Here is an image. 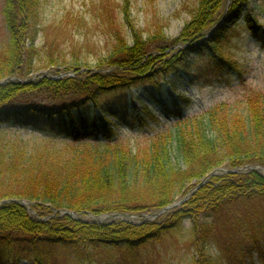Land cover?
<instances>
[{"label": "trees", "instance_id": "obj_1", "mask_svg": "<svg viewBox=\"0 0 264 264\" xmlns=\"http://www.w3.org/2000/svg\"><path fill=\"white\" fill-rule=\"evenodd\" d=\"M115 1L97 0L100 13L110 20ZM243 1L231 0V9ZM198 2L192 22L182 32L183 42L189 44L183 53L168 52L177 41L168 43L164 37L161 45L153 44L162 36V28L155 25L143 39L128 13L131 0H121L120 27L113 29L104 59L97 61L100 68L116 71L86 75L82 81L55 83L46 78L23 86L18 78L37 72L44 60L47 67L76 66L77 73L88 64L79 59L75 66L67 61L61 64L54 54L42 58L46 47L38 42L44 29L45 0H4L0 11L6 28V36H0V203L18 199L80 215H141L164 211L187 185L219 168L248 166L255 170L214 178L170 215L169 223L177 227L191 218L197 257L193 264H254L255 256H264V174L257 170L264 169V92L249 85L251 70L246 72L237 61L222 57L216 48L224 38L225 31L217 28L225 15L216 14L210 24L207 17L222 0ZM251 19L247 18L250 30L264 49V29L260 26L258 33ZM208 27L213 34L202 44ZM209 45L218 59L212 57L205 69L219 80L236 73L237 85L229 86L238 98L201 115H189L188 102L177 92L183 82L193 83L202 69L184 54L205 53ZM63 46L65 41L53 47L62 51ZM156 65L159 74L170 77L168 85L147 77ZM133 74L138 81L130 79ZM144 82V93L137 99L159 108L165 124L123 95L126 88ZM72 87L77 89L67 91ZM5 125L14 131L4 133ZM121 127L139 132L149 142L148 149L136 153L127 147L118 135ZM35 135L46 137L44 145L32 139ZM62 141L66 147L58 151ZM72 151L78 155L70 157ZM167 229L159 223L91 226L66 217L37 223L23 207L4 204L0 207V264H95L99 249L133 251L161 238Z\"/></svg>", "mask_w": 264, "mask_h": 264}, {"label": "rangeland", "instance_id": "obj_2", "mask_svg": "<svg viewBox=\"0 0 264 264\" xmlns=\"http://www.w3.org/2000/svg\"><path fill=\"white\" fill-rule=\"evenodd\" d=\"M198 1L200 0H131L130 6H128V13L131 16V20L136 29L143 32V39L147 36V32L154 30V25L161 29L162 36L153 39L151 42L155 45H161L163 37L168 43H173L172 48L168 52H181L189 47V44L183 42L182 32L189 23L192 22L195 12L198 10ZM214 1V0H213ZM216 1V0H215ZM221 2V1H220ZM4 0H0V11ZM214 4V2H212ZM221 6L213 11L211 17H207L208 23L215 18L216 14H224V18L217 28L218 32L223 33L222 41L217 45V49L222 57L231 58L237 61L243 70H251L249 75V85L252 86L254 91L264 92V49L260 44V40L253 35L250 30L247 18L251 20L258 28L261 26L264 29V0H244L234 10L231 9V0H222ZM121 0H116L113 7L110 9L113 11L112 19L110 20L105 13H100L102 8L98 6L97 0H45L43 20L44 29L40 34L38 44L46 47V51L42 53V58L45 55L54 54V58H58V61H67L74 65V62L79 59L84 61V64H88L87 69L81 70L77 73L76 66L73 69H66L63 67L57 68L55 66L47 67V62L42 61L39 70L33 74L18 78V82L23 86L43 83L46 78L52 80V82L59 83L69 79L73 81H82L86 75H106L112 74L117 68L114 67H99L98 59L105 57V46L110 42V37L113 34L114 28H119L121 24L122 11L120 10ZM212 9V8H211ZM117 10V12H116ZM210 11V10H209ZM207 11L206 16L209 15ZM122 26L120 29H123ZM261 28L257 30L261 33ZM211 29L209 27L204 29L206 33ZM6 28L4 25V19L2 12H0V36L5 35ZM126 34V30L123 31ZM209 35L203 40L208 41L213 32H209ZM6 36V35H5ZM4 36V37H5ZM127 36V35H125ZM124 36V37H125ZM130 36V33H129ZM67 43V46L62 47V51L56 48V42ZM65 45V44H64ZM203 46V45H202ZM205 48V45H204ZM191 52V51H190ZM186 53V57H191L195 61L196 67L202 69L199 76L197 75L193 83L183 82L179 87L178 95L180 94L183 101L188 102V113L190 115L203 114L208 109L221 103H233L237 98L231 88L228 87V80H235L237 76L231 74L225 79L218 81L216 78L209 76L211 72L205 69V66L210 62L212 57L218 59V54L209 45L206 47V52L202 53ZM151 53L156 54L154 50ZM174 53V54H175ZM181 53V54H182ZM159 55V53H157ZM78 61V60H77ZM230 62V61H229ZM228 62V63H229ZM57 68V69H55ZM156 65L151 69L153 81L161 82L162 85H168L170 77L167 75L159 74L161 70ZM156 76V77H155ZM17 79V78H16ZM14 79V80H16ZM132 81H138V76H130ZM144 83H140L136 86L126 88L123 91V95L132 104H135L138 108H141V103L137 98H141L144 93ZM57 88V86H55ZM73 88V87H72ZM70 88L67 91H73L76 88ZM166 88V87H165ZM63 89L56 92V96L62 93ZM43 94L45 90L42 91ZM60 92V93H59ZM120 92L113 94L117 96ZM243 93V91H237ZM119 93V94H118ZM236 93V94H238ZM38 94V93H37ZM41 94V95H43ZM50 96L51 93L47 92ZM53 96V95H52ZM111 96V95H110ZM109 96V97H110ZM236 98V99H235ZM106 100V98H105ZM132 105V106H133ZM149 106V111L157 115L155 119L163 124L166 123L163 117L160 116V109L154 105L146 104ZM121 108L120 106L118 107ZM117 125H120L119 121H116ZM4 133H11L14 130L9 126H3ZM13 130V131H12ZM118 135L123 143L128 147L133 148L136 153L143 152L149 147V142L144 137H140V133L130 130L127 127H121L117 129ZM39 143H45L44 137L35 135ZM31 139V138H30ZM34 141V140H31ZM66 142L59 143V147H56L58 151L66 147ZM73 152V151H72ZM78 155L77 153H69L70 157ZM258 169V168H257ZM255 170L252 167H243L241 169L231 170L228 168H219L211 173L209 176L199 181H193L192 184L186 186L183 189V193L179 195L174 203L164 211L149 210L143 212L141 215L137 214H118L112 213V215H95L91 213L76 214L66 210L57 211L51 207H40L34 202L26 200H8L0 203V207L4 204L15 203L23 209H26L27 213L37 223L48 224L55 219L71 218L76 222L82 224H91L95 226L111 225L118 223H125L131 226H140L147 223H159L165 225L167 231L163 233L161 238L157 240L149 241L146 245L129 250L127 247L121 248H104L99 249V260L95 264H193L192 262L196 257L195 248L193 246V232L192 220L186 217L182 220L179 226L174 227L170 222V215L183 208L189 201L196 196V194L209 185L214 178H221L226 175L238 174L246 171ZM261 170V169H258ZM264 174V170L261 171ZM74 214V215H73ZM195 259V260H196ZM254 264H264V257H255ZM26 264V263H23Z\"/></svg>", "mask_w": 264, "mask_h": 264}, {"label": "bare ground", "instance_id": "obj_3", "mask_svg": "<svg viewBox=\"0 0 264 264\" xmlns=\"http://www.w3.org/2000/svg\"><path fill=\"white\" fill-rule=\"evenodd\" d=\"M149 108V107H148ZM149 110V109H148ZM152 114H153V112H151ZM157 116V115H156ZM160 116H162V114H161V111H160Z\"/></svg>", "mask_w": 264, "mask_h": 264}, {"label": "water", "instance_id": "obj_4", "mask_svg": "<svg viewBox=\"0 0 264 264\" xmlns=\"http://www.w3.org/2000/svg\"><path fill=\"white\" fill-rule=\"evenodd\" d=\"M74 215V214H73Z\"/></svg>", "mask_w": 264, "mask_h": 264}]
</instances>
